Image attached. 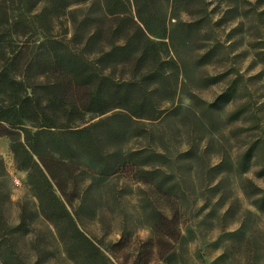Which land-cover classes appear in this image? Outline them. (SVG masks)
Masks as SVG:
<instances>
[{
  "label": "rangeland",
  "instance_id": "1",
  "mask_svg": "<svg viewBox=\"0 0 264 264\" xmlns=\"http://www.w3.org/2000/svg\"><path fill=\"white\" fill-rule=\"evenodd\" d=\"M4 9L18 19L46 10L51 25L46 37L35 21L11 24L1 46L41 59L72 51L130 84L126 108L81 113L70 123L79 134L0 123V264H96L80 259L81 242L63 245L37 194L55 196L109 264L137 253L142 264L149 239L164 249V232L170 264H264V0H73L56 10L0 0ZM45 210L69 229L59 207Z\"/></svg>",
  "mask_w": 264,
  "mask_h": 264
},
{
  "label": "trees",
  "instance_id": "2",
  "mask_svg": "<svg viewBox=\"0 0 264 264\" xmlns=\"http://www.w3.org/2000/svg\"><path fill=\"white\" fill-rule=\"evenodd\" d=\"M51 9L56 10L65 6L73 0H45ZM106 1V0H105ZM22 7H27L28 0H17ZM108 13V12H107ZM38 24V29L43 36L49 35L47 31L51 25V19H47L46 10L38 13L28 12V14L18 19L8 14V10L0 12V31L6 30L11 24L21 25L26 22ZM1 34V33H0ZM17 35L13 32L10 37ZM11 41H13L11 39ZM57 42V41H54ZM155 47V46H152ZM21 47L11 48L10 45L0 44V123L10 129L23 127L28 123L37 130H61L71 133H82L83 130L71 125L77 122L83 112H104L110 108H126L127 89L124 86L130 83H120L115 81L105 68L99 66L98 62L88 58L79 57L72 51H53L48 56L41 59L36 55L23 57ZM110 54V53H107ZM43 62L47 65V70L39 72L38 77L33 76V68ZM51 74V76L47 75ZM47 75V76H46ZM45 80L42 84L44 92L38 94L36 90L37 79ZM52 77V78H51ZM39 82V81H38ZM72 120V121H71ZM3 133V132H2ZM8 135L6 133H3ZM46 172L50 175V168L42 164ZM62 194V190L59 189ZM1 195V193H0ZM40 204L41 214L50 219L57 230V234L63 245H74V242H81L84 250L81 252L80 259L86 263L95 260L96 264H109L110 259L101 248L81 232L65 207L55 199V196L44 197L37 194ZM48 209L54 210L59 207L64 214V222L69 226L68 230L59 228V221L52 220L46 212ZM3 223V215L0 205V222ZM169 223V222H168ZM1 224V223H0ZM2 229L5 231L6 223ZM164 249L161 252H153L154 239L149 242V257L142 260V264H149L152 260L150 255H158L164 264H170L173 259V251L169 240L170 234H162ZM120 240L118 241V244ZM153 245V246H152ZM153 252V253H152ZM13 253V252H12ZM131 264H139L141 257L137 255L131 259ZM0 262H5L3 254L0 252Z\"/></svg>",
  "mask_w": 264,
  "mask_h": 264
},
{
  "label": "crops",
  "instance_id": "3",
  "mask_svg": "<svg viewBox=\"0 0 264 264\" xmlns=\"http://www.w3.org/2000/svg\"><path fill=\"white\" fill-rule=\"evenodd\" d=\"M4 149V148H3Z\"/></svg>",
  "mask_w": 264,
  "mask_h": 264
}]
</instances>
